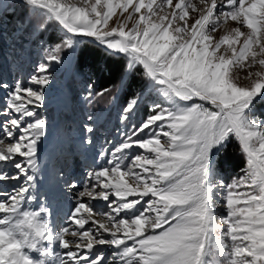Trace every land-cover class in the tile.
Listing matches in <instances>:
<instances>
[{
  "label": "snow or ice",
  "instance_id": "obj_1",
  "mask_svg": "<svg viewBox=\"0 0 264 264\" xmlns=\"http://www.w3.org/2000/svg\"><path fill=\"white\" fill-rule=\"evenodd\" d=\"M20 6L37 18L34 34L62 35L43 43L46 55L27 86L0 81V181H19L0 192V264H264V114L256 110L264 104V0ZM85 44L106 62L91 70L109 77L95 92L90 80L85 100H122L119 120L130 127L121 143L99 150L103 163L79 185L56 173L60 189L74 191L57 229L49 198L38 191L46 89ZM142 109L147 118L136 124ZM93 120L89 114L83 125L85 147H95ZM232 142L244 163L225 182L217 159Z\"/></svg>",
  "mask_w": 264,
  "mask_h": 264
},
{
  "label": "rangeland",
  "instance_id": "obj_2",
  "mask_svg": "<svg viewBox=\"0 0 264 264\" xmlns=\"http://www.w3.org/2000/svg\"><path fill=\"white\" fill-rule=\"evenodd\" d=\"M14 1L20 0H0V81L6 82L9 85H14L17 80L21 81L23 86H27L28 78L36 73V68L39 63L43 62V56L46 53L43 52L42 45L44 42H50L45 37L37 36V34L33 33V25L29 31L25 29V26L20 22H17L15 25L11 26L10 24V16L5 14L4 9L8 8V5ZM176 0H174V3ZM194 3H199V0H193ZM196 15V13H190V17ZM119 16V10L117 11V15L109 21V26H115L117 17ZM191 22V20L189 21ZM236 26V22H229V28ZM246 30L244 28L241 29ZM62 35V33H60ZM225 34V29L221 27L218 29L213 35L216 38H221L222 35ZM20 35L25 38V42L21 43ZM68 63L63 68H57L56 71L52 73L54 78V83L50 84L46 89V101L47 107L43 110V115L47 118L49 123L48 135L46 141L42 145V150L40 153H44L45 162H49V166H51L52 170H54L55 175L58 171L63 173V180L68 182L75 181L78 185L83 182L85 179V173L91 167H98L99 164H102V161H96L97 154L102 147H108L109 150L113 147L114 144L121 143L126 136L124 133L129 131L130 126L121 125L119 117L121 110L118 111L117 115V123L116 128L112 131L113 133H106L103 129L98 127L99 122L105 116V110L95 111L93 108H88L87 104L89 103L85 100L87 96V92L85 91V85L88 81L82 82L81 76L79 74H75L78 82L75 83L74 87L76 88L77 94L76 97L71 99V91H66L63 93L66 85V74L68 69ZM51 71V70H50ZM244 72H241V77L244 76ZM76 80V81H77ZM32 87H37L32 85ZM62 97L61 107L65 110V118L62 117L63 122V134H56L55 139L58 138L60 141L65 142L68 141L69 144L65 150H57L56 145L59 144V140H57L56 145L50 150L46 149V145L48 143V138L51 133L55 132L56 124L55 121L50 117L49 107L53 104H56L58 100ZM154 99V97L149 94V100ZM92 103V102H91ZM90 103V104H91ZM70 104L73 105V108L76 109V121L73 118L74 114H71L72 111L66 109V106ZM5 107V92L0 89V110ZM81 107V109H79ZM73 110V109H72ZM80 112H83L82 114ZM91 114L94 117V120L91 122L95 128V147H85L82 144L83 137L86 135L83 131V125L89 123L87 121V116ZM147 112L144 119L147 118ZM66 120V122L64 121ZM141 118V121L144 120ZM74 120V121H73ZM140 121V122H141ZM65 122V123H64ZM77 122V123H75ZM108 122L106 132L109 131V126L112 127ZM112 141V144H107L106 141ZM7 143V141H5ZM135 152H140L142 150L135 149ZM150 155V153H146ZM48 158L50 161H48ZM94 161H96L94 163ZM44 162V163H45ZM9 171H12L11 169ZM220 175V174H219ZM23 177H21V180ZM230 182V181H229ZM19 181L11 180L6 181L0 184V192L10 191L11 188L17 185ZM63 195L69 198V204L65 207L68 208V212L71 211L74 204V191L73 190H62ZM2 199V197H0ZM85 200L88 198L85 197ZM131 199V197H130ZM93 203L102 204V201H95ZM223 214V210H221ZM3 215V214H0ZM66 217V216H65ZM61 221V227L64 224V219ZM88 227V225H85ZM69 239H72L69 237ZM130 243V242H129ZM101 247V246H97ZM106 247V246H105ZM66 251V250H64ZM86 251V250H85ZM96 251V248L93 249V252ZM111 254V250L105 251V257L107 258Z\"/></svg>",
  "mask_w": 264,
  "mask_h": 264
},
{
  "label": "trees",
  "instance_id": "obj_3",
  "mask_svg": "<svg viewBox=\"0 0 264 264\" xmlns=\"http://www.w3.org/2000/svg\"><path fill=\"white\" fill-rule=\"evenodd\" d=\"M5 14L10 16V24L11 26L15 25L17 22H20L25 26V29L29 31L32 25L36 23L37 18L30 17L27 10L20 6V1H14L8 5V8L3 11ZM57 35H61L57 31H50L45 33L43 37H45L48 41H52L56 38ZM39 36V35H37ZM21 43L25 42V38L20 35ZM58 42V41H57ZM102 53L99 49H96L94 45L85 44L81 46L80 52L75 60L74 68L80 73L85 80L88 82L95 81L93 86V92L107 86L109 83V77L107 74H102L98 79V74L94 73L97 68H104L106 66V62L102 60ZM94 71H92V70ZM114 78V77H113ZM139 79V78H137ZM77 81L75 78L71 81V87L73 88V97L76 96V88L74 87ZM123 101H118L116 103H109L108 97H99L91 104L88 103V108H93L95 111L105 110V117L101 126L105 124L106 121L111 122L113 126L117 121L118 111L121 110V106ZM81 109V107H80ZM257 113L264 114V104L257 105ZM146 111L144 109L141 110L139 115L137 116L135 123L139 124L141 118H145ZM243 157L239 151V146L236 142H232L228 148L220 155L217 159V170L220 176L225 180V182L231 181L232 177L236 176L240 172V168L243 166Z\"/></svg>",
  "mask_w": 264,
  "mask_h": 264
},
{
  "label": "bare ground",
  "instance_id": "obj_4",
  "mask_svg": "<svg viewBox=\"0 0 264 264\" xmlns=\"http://www.w3.org/2000/svg\"><path fill=\"white\" fill-rule=\"evenodd\" d=\"M40 176H41V180H40L38 186H40V185L44 182V174H43V173H40ZM50 185H51V184H50ZM51 187L54 188L53 185H51ZM53 210H54V209L52 208V212H53ZM53 213H54V215H55V214H56V211H54ZM53 220H54V218H53Z\"/></svg>",
  "mask_w": 264,
  "mask_h": 264
}]
</instances>
